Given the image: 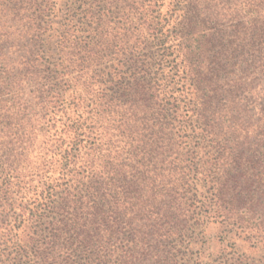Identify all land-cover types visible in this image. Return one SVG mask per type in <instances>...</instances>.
<instances>
[{
	"label": "trees",
	"instance_id": "obj_1",
	"mask_svg": "<svg viewBox=\"0 0 264 264\" xmlns=\"http://www.w3.org/2000/svg\"><path fill=\"white\" fill-rule=\"evenodd\" d=\"M92 1L87 52L36 74L29 135L45 164L0 160V260L25 264L32 235L31 264H183L200 206L252 237L237 214L263 206L264 184L233 170L252 144L242 95L264 91V0H170L166 13L164 0Z\"/></svg>",
	"mask_w": 264,
	"mask_h": 264
},
{
	"label": "rangeland",
	"instance_id": "obj_2",
	"mask_svg": "<svg viewBox=\"0 0 264 264\" xmlns=\"http://www.w3.org/2000/svg\"><path fill=\"white\" fill-rule=\"evenodd\" d=\"M91 2L93 1L0 0V160L10 158L9 163L13 160L25 170H30V165L42 168L45 164L44 157L42 158L44 138L39 132L33 133V139L29 135L32 125L31 109L37 108L31 103L34 95L32 89L36 81H41V75L36 74L43 73L47 67L52 70L59 69L60 52H87L86 47L92 33L89 26L80 19L83 7ZM169 2L170 0L163 1L162 13L167 12ZM238 2L239 10L242 0ZM248 6L244 2V7ZM243 14L247 13L243 11ZM87 24H90V21ZM84 28L87 32L82 31ZM74 46L76 48H73ZM118 48L112 43L107 52H122ZM173 51L175 52V49ZM211 52H216L215 47ZM70 56L74 60L78 59L77 55ZM65 64H70V68L76 70L79 62L77 60L75 63ZM33 73L35 74L32 75ZM181 73L175 76L171 74L169 77L179 99L184 93L183 90L188 93L190 82L182 79L183 71ZM258 82L256 80L253 83L252 91L242 95L241 107L248 110L246 116L242 115L243 123L248 126V139L252 144L248 147L249 150L237 153L238 161L233 171L237 177L254 173L257 182L264 184V133L261 134L264 129L260 127L264 125V91ZM36 123L35 121L34 124ZM198 150L203 158L208 156H205V149ZM25 174L27 175V172ZM199 185L207 195L208 186L204 183ZM234 186L240 192L245 184L237 179ZM259 203L263 206L245 205L239 208L241 211L237 214L238 222L248 224L253 230L252 237L248 236L246 231L237 229V226L230 225L223 217H208L210 207L205 210L204 206H200L193 217L196 223L183 240V264H264V239L260 242L256 240L257 236L264 232V201ZM30 237L28 241L26 239V242H22V245L25 244V264H31L34 257L29 244ZM13 252L15 253V250ZM14 253L2 256L0 264H14Z\"/></svg>",
	"mask_w": 264,
	"mask_h": 264
}]
</instances>
